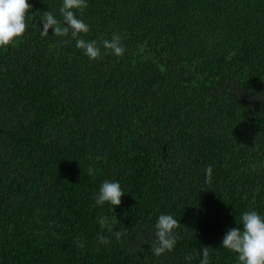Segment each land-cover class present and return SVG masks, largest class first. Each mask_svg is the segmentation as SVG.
<instances>
[{
	"label": "trees",
	"instance_id": "trees-1",
	"mask_svg": "<svg viewBox=\"0 0 264 264\" xmlns=\"http://www.w3.org/2000/svg\"><path fill=\"white\" fill-rule=\"evenodd\" d=\"M28 3L0 47V264H200L202 247L239 264L223 236L264 216V0H86L96 60L40 35L62 0ZM105 180L125 194L114 213L95 204ZM161 214L181 226L157 257Z\"/></svg>",
	"mask_w": 264,
	"mask_h": 264
},
{
	"label": "clouds",
	"instance_id": "clouds-1",
	"mask_svg": "<svg viewBox=\"0 0 264 264\" xmlns=\"http://www.w3.org/2000/svg\"><path fill=\"white\" fill-rule=\"evenodd\" d=\"M87 7L86 0H62L59 8L62 20H58L53 12L46 11L41 19L42 37L49 35V29L54 30V36H69L76 41V47L83 50L84 54L91 60H96L101 55V50L95 41H85L80 38L81 33H88L89 26L77 18L74 10H83ZM32 6L28 0H0V47L11 44L15 39L22 37L26 31V18ZM41 29V27H40ZM103 48L111 50L117 57L123 55L125 48L121 44L119 35H113L111 41H103ZM212 167L206 169V182H210ZM124 192L119 182L105 180L102 182L98 193L95 195V204L102 206L109 204L111 210L121 204ZM118 222L116 217L113 223ZM99 224L104 228L109 224L107 216L99 217ZM240 227L230 228L222 238L221 247L237 254L239 264H264V216L256 211H246L240 219ZM181 224L172 215L161 214L155 224V243L150 251L157 257L165 252H170L176 245L178 236L175 229ZM127 230V229H125ZM116 238H120V231H115ZM109 241L103 235H98V243L107 244ZM209 247H202L197 253L201 258L200 264H209ZM190 259V257L188 258Z\"/></svg>",
	"mask_w": 264,
	"mask_h": 264
}]
</instances>
